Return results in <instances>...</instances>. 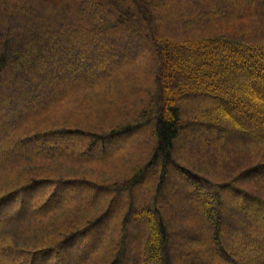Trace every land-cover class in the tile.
Masks as SVG:
<instances>
[{
    "label": "trees",
    "instance_id": "obj_1",
    "mask_svg": "<svg viewBox=\"0 0 264 264\" xmlns=\"http://www.w3.org/2000/svg\"><path fill=\"white\" fill-rule=\"evenodd\" d=\"M217 1L207 0L215 11L206 12L197 0H0V109L15 110L0 128V232L63 207L68 212L45 226L36 247L0 235V264H70V249L79 263L264 264V160L250 162L260 150L248 147L264 145V0H246L243 8L225 0L219 10ZM45 8L52 9V22L37 17ZM31 14L36 21L26 28V48V38L14 42L15 29ZM118 33L134 41L110 47ZM67 38L72 43L58 57L81 55L75 64L81 72H49L53 52ZM87 47L95 50L88 53L92 61L82 58ZM97 50L105 52L98 60ZM57 72H64L60 87L49 95ZM82 89L84 97L77 93ZM69 96L86 115L49 125L45 111ZM188 101L193 109H185ZM202 126L234 141L226 154L216 146L213 155L201 152L224 160L225 181L179 159L193 154L178 152L182 133ZM131 144L129 156L138 157L145 145L147 158L105 185L80 177L37 179V167L25 169L35 160L104 162ZM174 177L167 198L179 205L194 201L196 216L188 222L202 226L172 224L165 216L170 210L162 197ZM174 188L184 193L176 196ZM72 197L79 206L65 208ZM103 197V212L78 217L88 212L82 206L94 207ZM233 216L242 221L229 225Z\"/></svg>",
    "mask_w": 264,
    "mask_h": 264
},
{
    "label": "rangeland",
    "instance_id": "obj_2",
    "mask_svg": "<svg viewBox=\"0 0 264 264\" xmlns=\"http://www.w3.org/2000/svg\"><path fill=\"white\" fill-rule=\"evenodd\" d=\"M225 0H219L217 1L218 3V7L217 9L219 10L220 8H223L222 5L223 2ZM250 1V0H248ZM246 2V0H233V2L230 5H235V8H237L239 6V8H243L244 7V3ZM197 3L201 6V9L205 10L206 12H209L210 10H214L213 8H215L214 6H210L209 7V3L207 2V0H205L204 2L202 0H197ZM227 7V6H226ZM231 8L232 11H234L233 7H228V9ZM52 9L50 8H45L44 10L38 12L36 15L38 18H45V20L49 19L50 22H52L53 19L48 18V15L50 14V11ZM260 11V9H259ZM230 12V11H229ZM232 13V12H230ZM35 14H31L30 16H27V20L26 22H24L23 26H18L15 30H17L19 36L17 38H14V42L16 41H22L24 38H26V48H29V44L30 41L28 42L30 35H31V28L30 29H26L27 27H30L34 21H36L35 19ZM118 18V17H117ZM46 20V21H47ZM33 21V22H32ZM30 25V26H29ZM45 25V24H44ZM92 24H90L88 27H90ZM46 28V26H44ZM72 33V32H71ZM172 37L174 35L173 31H171ZM74 35V34H73ZM72 35V37H73ZM76 35V33H75ZM113 40H109V44L112 46H116V45H121L122 43H128L131 41H134L132 39V35L130 33H118V35L116 34L113 37ZM67 42L66 43H62L61 42V46H59L57 49V51H54L53 53H56L55 57L52 59V62H50V66H48V71L52 72L54 71V68L57 70H62V67L67 68L65 69V73H80L81 70L76 67L75 64H78V62L81 60V55L78 56V60L76 58H71V59H64L63 61L60 60V57H58V54L61 55L62 53V49L63 48H67V46L71 45L72 40H69L68 38L66 39ZM28 42V43H27ZM143 43H139V47H140V51H142L143 54H145L146 49H144V45H148V43L145 41H142ZM136 43V42H135ZM80 49V47H79ZM78 49V52L80 53L81 50ZM95 52V50L93 48H83L82 53L84 56H82V58H84V60L90 59V54L88 53H92L91 51ZM137 49V51H139ZM66 52V51H65ZM129 53H132V51H128ZM100 53H102L103 55L105 54L104 50L103 51H98L97 50V60L99 58H101L102 56L100 55ZM142 53L140 54L142 56ZM86 57V58H85ZM91 60V59H90ZM92 61V60H91ZM60 62V63H59ZM139 62L142 63V59L139 58ZM133 68V67H132ZM131 68V69H132ZM137 70V68L135 69ZM56 72V71H55ZM63 72V73H64ZM63 73L61 72H57V78L62 77ZM54 75V73L52 74ZM55 75L53 77H55ZM71 74H67L66 77H70ZM60 81L57 80V83H55V86H51V92H49V95L52 94L53 91H56L60 85L58 84ZM62 81V80H61ZM50 91V90H49ZM38 92V91H37ZM37 92H30V94L28 96L31 95H35ZM86 90L82 89L79 90L77 93H82L81 97H84V94ZM91 96H93L94 94L92 92H90ZM27 96V97H28ZM36 96H39V93H37ZM32 98V96H31ZM60 99V98H59ZM56 99L55 102L53 103V105L50 107V109H47L45 111V115L43 118H46L47 121L49 122V125H54L56 122H62V121H72V120H81V117L86 115H79V111L77 110L78 106H76V104L78 105V103H73L72 101H70L71 97L69 96L68 98L63 100H59ZM59 100V102H58ZM55 103H57L55 105ZM182 103L185 104V102L182 101ZM187 103V102H186ZM194 105L192 104V102L188 101V104L185 106V109H193ZM2 110V112H4V116L7 118H3L2 114H0V128L3 127V125L6 124V122L11 118L12 114H15V110H12L8 107L5 108H1L0 111ZM73 114L71 113V111H73ZM216 114L218 112H215ZM190 112L186 113L185 116L183 117L184 119H189L190 117ZM102 119H104L105 115L102 114V116H100ZM106 119V117H105ZM88 121L92 122L91 120H93L90 116H87ZM105 125H107V121L103 122ZM206 127H192L189 128L188 131H185L182 133V137L177 141L176 143V147L179 148L178 152L179 153H185V151L187 152H193L192 157L188 158L183 156L182 154L179 155V159L182 160L183 162H185L189 167H193L195 170L197 171H201V172H205L208 173V175L211 178H214L215 180H219V181H225L227 178H229V171L225 170L226 168H228L224 162V160H213L211 159V157H206L207 154H204V152L206 153H211V155H213V150L215 149V146L219 148V150H221L222 152H224V154L227 153V149L231 146V143L234 142L232 140H225V139H220L219 134L217 133H211L208 134L206 133L205 130ZM208 129V128H206ZM203 135H206L210 140L209 141H204L203 140ZM192 136H196L198 138H200V140H192ZM2 137V136H1ZM197 145V150H194L193 144ZM203 142V144H202ZM206 142V143H204ZM201 145H199V144ZM135 147V145L132 146V144L130 145V147L128 146V148L122 149L119 153H117V155L112 158L109 159L108 161H87V162H79L78 161H66V160H60L58 162H52V161H32L30 163L26 164V170H29L30 167L35 166L38 168V171L35 172V176L36 178H43L46 176H61V177H80V178H88V180H92L93 182L97 183V184H102L105 185L107 183H111L114 181L115 178H117L118 176H120L121 174H124L127 172V174H129V172L132 171L133 167H135L134 165L137 162H144L143 160H145L147 158V149L144 145L143 149L140 150V153L138 154V157H136L134 154H131L132 156H129L131 151V148ZM195 147V148H196ZM251 150L252 149H259L260 151L257 152L256 156L255 154H253L250 158V162L255 158L256 160H264V145L262 148H257V146H248ZM130 150V151H129ZM204 150L203 153H201ZM129 151V152H127ZM16 154L15 151L10 152V156H14ZM203 154V155H202ZM206 155V156H204ZM133 157H135V160L132 161ZM244 157V156H241ZM189 160V161H188ZM132 161V162H131ZM216 163H218L216 165ZM249 163V162H248ZM216 165V166H215ZM22 170V169H21ZM175 177L173 178L172 183H168L167 184V188H166V198L162 197L164 199H166L167 203V209H169L170 211L169 214H166L165 212V216L168 215L169 218L172 220L171 223L172 224H178L179 222H185L183 223L184 225H186L187 227H189L190 225H201L200 221H194L192 222H188V219L191 217H194V215L196 216V213L194 212L196 209H193V205L195 204V202L193 201L192 203L190 202V204H184V205H179L178 202H176L175 199H171L169 200L167 197L168 196V191H172V188L174 187L173 185V181H175ZM176 184V183H175ZM2 180L0 178V187H2ZM144 188V187H143ZM142 189V187H139V190ZM138 190V192H139ZM178 191V192H177ZM175 190L174 188V193L176 196H181L184 191L183 190ZM259 191L264 193V188H259ZM180 193V195H179ZM72 195V194H71ZM74 197H72L73 199ZM106 199V197H103L102 199ZM171 198V197H170ZM71 199V200H72ZM103 200L101 202H98L96 204H94V207H90V206H82V208L80 209H84V210H88L87 211H82L81 215H79L78 217L81 218H87L89 217V219L91 218H95V216L99 215L101 212L104 211V209H106L107 204H108V200ZM72 203H70L71 206H66L65 208H75L77 206H79V204H77L78 202L75 201V198L71 201ZM181 206V207H180ZM166 209V210H167ZM68 214L67 211L64 210V207L59 209L57 212H54L52 215H48L42 219H37V220H30V221H24L23 223H21L20 225L17 226V228L12 227V228H8V230L5 229V231H1L0 235L3 236L5 238V240L7 239V241H9L10 243H20L23 242L22 244L24 246H28V247H36L35 243H38L37 241L41 239V234L45 229V226L57 219H60V217L64 216ZM167 216V217H168ZM200 219V218H199ZM238 221H242L239 220L238 218H234V216L232 218H229L227 220V223L230 225L232 223H236ZM109 225V224H108ZM184 227V226H183ZM178 241H180V239L176 240V244L179 243ZM186 246V245H185ZM176 247H182L180 245H177ZM178 248V249H179ZM187 248V247H185ZM75 249H70V251H68L67 253V259L69 260L70 264H101V263H90L88 260H85V263H79L76 262L75 260H73V253H75L74 251ZM99 254V250L95 252L94 256H98ZM14 255H17L15 257V260L18 261L20 259H22V257L20 256V253H15ZM101 255L103 256V253L101 252ZM133 256H136V254L133 253ZM76 262V263H75ZM48 264V263H46Z\"/></svg>",
    "mask_w": 264,
    "mask_h": 264
}]
</instances>
